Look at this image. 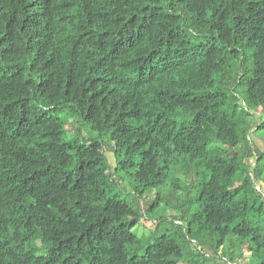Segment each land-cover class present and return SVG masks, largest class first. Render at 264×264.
Returning a JSON list of instances; mask_svg holds the SVG:
<instances>
[{"label": "trees", "instance_id": "trees-1", "mask_svg": "<svg viewBox=\"0 0 264 264\" xmlns=\"http://www.w3.org/2000/svg\"><path fill=\"white\" fill-rule=\"evenodd\" d=\"M127 181L177 212L143 255ZM245 247L264 264V0H0V264Z\"/></svg>", "mask_w": 264, "mask_h": 264}, {"label": "rangeland", "instance_id": "rangeland-1", "mask_svg": "<svg viewBox=\"0 0 264 264\" xmlns=\"http://www.w3.org/2000/svg\"><path fill=\"white\" fill-rule=\"evenodd\" d=\"M83 131L82 135L85 138H90V139H95L97 134L92 133L89 128L82 123ZM78 126H76L75 121H72V126L70 127V133L73 136H76L78 134L77 132ZM69 131V128H68ZM69 133L68 136H71ZM258 134L252 135L254 139H256ZM259 146L262 145V142H258ZM214 154L219 156L222 154L221 149L219 148L218 150H214ZM108 159L110 161V165L112 168L115 167L116 161H115V156L111 152H107ZM121 179H124L123 175H119ZM184 183L188 184V181H184ZM121 188L125 189V192L121 194V198L127 202H129L131 205L135 206L137 209H139L140 212V219H139V224L138 226L134 229V234L137 235L142 241V247L134 250V253H137L138 255H143L145 252V249L155 243V240L161 237L163 234H165L166 228L170 230H175L178 228V226L173 225L172 223L167 222L164 227H159L156 226V222L161 219V217H166L171 220L173 216L177 213L174 208H168L166 203H161L160 206L153 212H150V209L155 205L156 199H157V192H152L147 195L146 197V207L140 206L138 202L134 200V197L132 195V186L129 184L127 181L124 185L118 189V192H120ZM164 194H167L166 192ZM195 195V194H193ZM242 251L245 254V260L242 262L245 264L246 260L250 258V249L249 247L241 248ZM210 252V250H208ZM206 264H223V259L221 257L213 260H209L206 262ZM247 264V263H246Z\"/></svg>", "mask_w": 264, "mask_h": 264}]
</instances>
